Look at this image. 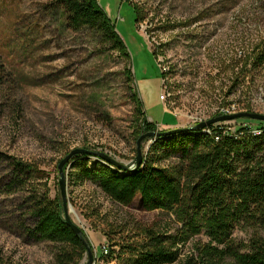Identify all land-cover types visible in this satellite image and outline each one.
I'll return each instance as SVG.
<instances>
[{
  "label": "rangeland",
  "instance_id": "obj_1",
  "mask_svg": "<svg viewBox=\"0 0 264 264\" xmlns=\"http://www.w3.org/2000/svg\"><path fill=\"white\" fill-rule=\"evenodd\" d=\"M97 2L130 53L131 84L125 58L100 47L87 31L68 28L54 0H0V151L34 164L39 171L33 182L46 186L51 198H61L57 164L74 148L134 164L141 116L132 91L146 122L160 120L155 129L160 131L192 127L223 110L264 114V63L252 67L264 41V0ZM133 7L141 17L136 22ZM164 113L176 122L163 124ZM236 124L213 125L233 131ZM154 141L142 142L143 157L155 153ZM159 163L175 166L174 159ZM71 164L64 172L68 214L94 257L103 246L111 252L104 264L138 259L145 241L141 228L174 234L181 226L171 213L143 209L139 195L129 206L116 204L89 181L77 179ZM94 164L92 156L88 168ZM3 211L0 205V253L7 262L57 264L58 244L28 243L9 233ZM232 235L246 240L247 229L236 225ZM207 242L201 233L178 243L173 264H199L198 246ZM86 260L87 253L78 264Z\"/></svg>",
  "mask_w": 264,
  "mask_h": 264
},
{
  "label": "trees",
  "instance_id": "obj_2",
  "mask_svg": "<svg viewBox=\"0 0 264 264\" xmlns=\"http://www.w3.org/2000/svg\"><path fill=\"white\" fill-rule=\"evenodd\" d=\"M54 1L64 10L68 28L87 31L100 47L118 51L125 58L126 78L133 83L127 46L97 0ZM133 9L136 22L141 17ZM252 61V67L264 63V41ZM163 76L161 73L160 79ZM131 96L141 116L137 139L141 132L155 130L157 124L146 122L147 113L137 93L132 91ZM244 111L253 112L250 108ZM234 121L233 131L210 125L209 132L199 129L157 138L150 147L155 153L143 157L142 165L131 170H119L96 157L94 166L88 168L92 156L84 154L74 155L63 169L66 172L72 162L77 179L89 181L116 204L129 206L139 195L143 209L171 213L181 225L174 234L167 229L141 228L144 246L132 264H173L179 258L177 244L201 233L208 242L198 246L199 264H264V121ZM162 158L174 159L175 166H162ZM36 171L34 164L0 151L2 225L28 243L58 244L57 264H78L86 247L66 225L60 196L51 198L46 186L33 182ZM239 224L247 229L246 240L232 235ZM0 264H10L1 253Z\"/></svg>",
  "mask_w": 264,
  "mask_h": 264
},
{
  "label": "water",
  "instance_id": "obj_3",
  "mask_svg": "<svg viewBox=\"0 0 264 264\" xmlns=\"http://www.w3.org/2000/svg\"><path fill=\"white\" fill-rule=\"evenodd\" d=\"M238 118H249L253 120L264 121V114L257 113V112L238 111L234 113L220 114V115L211 117L205 121H202L196 124L195 126L188 127V128H175V129H169V130H164V131H160V130L147 131L143 134H140L139 137L136 139V156H135L134 164L132 166L123 164L122 162H119L118 160L112 158L110 155L104 152L88 150L85 148H74L70 150L57 164V169H58V174H59L58 185H59V191H60L61 200H62L63 217L65 220V223L80 238V240L83 242V244L86 247L87 260L84 264H93L94 252L92 248L90 247V245L84 239L82 229L70 219V216L68 214L67 198H66V179H65L64 169H63L64 165L74 155L84 154L88 156H94L98 159H101L102 161L108 162L110 165L115 166L119 170H131L133 168H137L142 165L143 154H142L141 145H142V142L146 138H152L156 140L157 138H161L165 136H171V135H175L179 133L192 132V131H196L199 129H204L217 122L231 121V120H235Z\"/></svg>",
  "mask_w": 264,
  "mask_h": 264
},
{
  "label": "built area",
  "instance_id": "obj_4",
  "mask_svg": "<svg viewBox=\"0 0 264 264\" xmlns=\"http://www.w3.org/2000/svg\"><path fill=\"white\" fill-rule=\"evenodd\" d=\"M165 93H163V95H162V93H161V97H163V96H165L164 95ZM227 113H230L228 110H223V112L222 113H220V114H227ZM244 125H248V127L251 129V130H257L256 128H254V127H251V125H249V124H245L244 123ZM203 131H205V132H209L210 130L209 129H204ZM217 139V138H216ZM108 256H109V253H108V248L106 247V246H103L102 248H101V255H100V257H97V255H95V257H94V261H93V264H104V261L108 258Z\"/></svg>",
  "mask_w": 264,
  "mask_h": 264
},
{
  "label": "crops",
  "instance_id": "obj_5",
  "mask_svg": "<svg viewBox=\"0 0 264 264\" xmlns=\"http://www.w3.org/2000/svg\"><path fill=\"white\" fill-rule=\"evenodd\" d=\"M162 111L163 112H165L164 111V109H163V107H162ZM163 117L164 118H162V123L163 124H167V123H175L176 121L174 120L175 118L173 117V116H169L168 114H166V113H164V115H163ZM160 123V120L157 122V125ZM162 123H161V125H162ZM168 125H170V124H168Z\"/></svg>",
  "mask_w": 264,
  "mask_h": 264
},
{
  "label": "bare ground",
  "instance_id": "obj_6",
  "mask_svg": "<svg viewBox=\"0 0 264 264\" xmlns=\"http://www.w3.org/2000/svg\"><path fill=\"white\" fill-rule=\"evenodd\" d=\"M256 134H258V132H255Z\"/></svg>",
  "mask_w": 264,
  "mask_h": 264
}]
</instances>
